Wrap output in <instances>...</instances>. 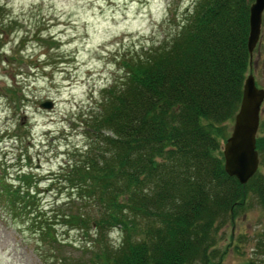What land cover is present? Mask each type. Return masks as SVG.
I'll list each match as a JSON object with an SVG mask.
<instances>
[{
  "label": "trees",
  "instance_id": "16d2710c",
  "mask_svg": "<svg viewBox=\"0 0 264 264\" xmlns=\"http://www.w3.org/2000/svg\"><path fill=\"white\" fill-rule=\"evenodd\" d=\"M251 2L195 0L160 40L114 55L121 74L79 122L85 147L62 175L67 213L28 212L41 217L39 237L50 245L64 241L57 224L88 235L81 255L59 264H220L217 231L252 204L264 210V175L257 169L240 184L221 153L250 66ZM255 148L264 167V134ZM17 177L12 190L0 182V202L33 206L31 177ZM115 228L117 244L106 237ZM242 264H264V226Z\"/></svg>",
  "mask_w": 264,
  "mask_h": 264
},
{
  "label": "rangeland",
  "instance_id": "374dc122",
  "mask_svg": "<svg viewBox=\"0 0 264 264\" xmlns=\"http://www.w3.org/2000/svg\"><path fill=\"white\" fill-rule=\"evenodd\" d=\"M194 2L0 0V182L5 189L12 184V190L20 170L34 182L29 193L36 200L29 208L0 202V264H59V257L81 255L88 235L57 224L54 233L64 244L50 245L39 237L41 217L28 212L38 205L49 217V209L67 213L69 189L62 175L74 149L85 147L79 122L94 109L100 90L121 74L114 55L160 40L173 29L170 20L180 21ZM247 72L264 89V10ZM46 100L50 108H41ZM256 134H264V99ZM258 169L264 175V167ZM0 196L5 192L0 190ZM75 202L74 207L91 212ZM263 226L264 210L252 204L221 227L216 244L224 252L220 264H242L251 257ZM106 237L117 244V229Z\"/></svg>",
  "mask_w": 264,
  "mask_h": 264
},
{
  "label": "water",
  "instance_id": "95a60500",
  "mask_svg": "<svg viewBox=\"0 0 264 264\" xmlns=\"http://www.w3.org/2000/svg\"><path fill=\"white\" fill-rule=\"evenodd\" d=\"M264 0H252L248 7L247 52L249 63L252 51L260 35V25ZM264 99V89L255 85L252 74L248 73L242 84L240 102L233 116L231 129L223 141L221 153L223 170L233 176L240 184L256 172L259 166L255 148L256 132L259 122V108ZM51 101L40 103L41 108H50Z\"/></svg>",
  "mask_w": 264,
  "mask_h": 264
}]
</instances>
